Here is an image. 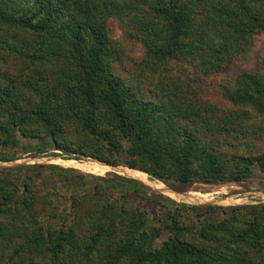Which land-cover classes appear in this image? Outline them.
I'll return each mask as SVG.
<instances>
[{
  "label": "trees",
  "instance_id": "1",
  "mask_svg": "<svg viewBox=\"0 0 264 264\" xmlns=\"http://www.w3.org/2000/svg\"><path fill=\"white\" fill-rule=\"evenodd\" d=\"M110 18L142 46L145 90L113 69ZM263 31L264 0H0V147L20 135L33 157L122 165L170 189L264 179V66L219 84L223 104L171 72L212 74ZM106 172L0 169V264H264V202H176Z\"/></svg>",
  "mask_w": 264,
  "mask_h": 264
},
{
  "label": "rangeland",
  "instance_id": "2",
  "mask_svg": "<svg viewBox=\"0 0 264 264\" xmlns=\"http://www.w3.org/2000/svg\"><path fill=\"white\" fill-rule=\"evenodd\" d=\"M106 28L107 33L114 42L117 50V58H115L113 62L114 71L120 74L126 81L138 87L139 90L141 88L145 90L149 87L150 80H147V77H141L140 68L136 65L142 55V46L138 40L127 35L124 31V27L121 24H118L114 19H107ZM262 66H264V31L254 37L251 50L245 57L235 58L230 62L222 64V66L212 74L201 75L199 71H194L189 68H187L188 70L182 71L179 69L180 65L178 66L175 63H172L171 72L174 75L177 74L178 77H174L178 79L181 78L183 73H187V81L189 82V87L192 92L196 91V94L204 100H207V102L213 104H223L224 101L219 94V84L231 83L234 77L240 72L256 71ZM156 75V73H153L148 76L150 79H154ZM164 80L167 81L168 79ZM174 80L176 79L174 78ZM256 145L259 150H264V141L256 142ZM36 149L37 146L35 145V140L16 135L15 144L13 146L9 145L8 147H0V155H14L17 158L9 161H0V169H12L20 165L23 166L31 164H55L60 167L74 168L80 172L82 171L94 176H105L107 173H113H104L109 169L100 168L97 163L91 159L79 157L80 160H64L59 157L61 154L54 150H45L42 151L39 156L33 157L36 153ZM125 158L126 154L124 149H122L119 155L120 163H122ZM68 159H73V157ZM127 171L137 173L129 170ZM45 182L46 181L38 185V189H40L41 193L45 192ZM172 190L180 193L188 191L207 193V199L203 200L200 205L214 204L227 207L230 205L264 202V179L258 175L245 179L238 184L226 183L220 185H204L200 183H193L186 186L179 185ZM155 192L157 191L155 190ZM159 192L157 193L168 198L170 197L169 199L176 202L186 201L191 203L167 189H162V191ZM66 193L67 191L62 190L61 197H57L54 203L59 205L66 203V200L64 199L66 197ZM158 243L159 242L157 241V244Z\"/></svg>",
  "mask_w": 264,
  "mask_h": 264
},
{
  "label": "bare ground",
  "instance_id": "3",
  "mask_svg": "<svg viewBox=\"0 0 264 264\" xmlns=\"http://www.w3.org/2000/svg\"><path fill=\"white\" fill-rule=\"evenodd\" d=\"M64 160L75 161L73 159H64ZM94 162H96L97 165L102 169L108 168L110 171H114L117 174L135 179L138 182L142 183L143 185H145V186H147L153 190H156L158 192L162 191V189H167L161 182H158V181L155 182V181L150 180L149 178H147L146 174H144L143 172L138 171L136 169H131V168H128L125 166H111V165H107L105 163H101V162H97V161H94ZM124 169H128L130 171H134L137 173H131V172H128L127 170H124ZM167 190L170 192H173L177 196L191 202L190 204L202 203L203 200H206L208 197V194L204 193V192L188 191V192L180 193V192L171 191L169 189H167ZM185 203H188V202L185 201Z\"/></svg>",
  "mask_w": 264,
  "mask_h": 264
},
{
  "label": "water",
  "instance_id": "4",
  "mask_svg": "<svg viewBox=\"0 0 264 264\" xmlns=\"http://www.w3.org/2000/svg\"><path fill=\"white\" fill-rule=\"evenodd\" d=\"M94 161H97V160H94ZM97 162H99V161H97ZM102 163V162H101ZM124 177H126V176H124ZM155 181H157V180H155ZM164 185V184H163ZM145 186V185H144ZM165 186V185H164ZM167 189H169V190H171V191H174V190H172V189H170V188H168L167 186H165ZM150 189V188H149ZM152 190V189H151ZM155 191V190H154ZM176 192V191H175ZM185 203V202H184ZM188 204H190V203H188ZM195 205H200V203L199 204H195Z\"/></svg>",
  "mask_w": 264,
  "mask_h": 264
}]
</instances>
